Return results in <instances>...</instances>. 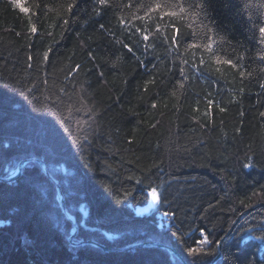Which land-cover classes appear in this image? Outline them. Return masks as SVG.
<instances>
[{"label":"trees","instance_id":"1","mask_svg":"<svg viewBox=\"0 0 264 264\" xmlns=\"http://www.w3.org/2000/svg\"><path fill=\"white\" fill-rule=\"evenodd\" d=\"M65 2L25 0L36 13L38 33L31 36L29 14L0 0V178L12 177L21 162H29L17 181L0 183V264H183L170 251L138 248L157 243L172 247L186 264H264V239L254 238L264 237V201L252 196L264 190V117L259 115L264 60L256 55L264 49L259 43L264 0H203L200 19L227 41L214 47L233 58L245 53L240 70L253 73L240 77L238 70L226 69L223 78L192 66L195 51L197 63L204 55L214 67L200 49L184 53L191 35L183 37L179 51L160 38L129 39L118 16L127 17L130 9L123 5L134 9L140 0H109L110 6L77 0L66 30L49 10ZM146 43L153 47L145 50ZM48 46L53 48L49 62L38 70ZM76 64L80 70L70 72ZM149 80L154 83L145 90ZM53 81L73 94L71 100L57 93L61 101L54 103ZM32 82L37 87L29 93ZM77 92L93 111H73L72 119L61 123L66 104L80 107ZM207 99L214 101L210 119L204 116ZM76 120L86 121L82 130ZM249 156L253 166L245 168ZM31 160L42 161L58 182L78 226L74 243L89 245L70 243L75 229L61 210L58 189ZM154 163L159 167H151ZM152 187L163 193L159 204L149 196ZM245 197H251L246 203L252 207L239 203ZM165 211L175 215L165 217ZM202 232L213 241L205 247L214 253L190 256L186 249L198 246Z\"/></svg>","mask_w":264,"mask_h":264},{"label":"snow or ice","instance_id":"2","mask_svg":"<svg viewBox=\"0 0 264 264\" xmlns=\"http://www.w3.org/2000/svg\"><path fill=\"white\" fill-rule=\"evenodd\" d=\"M12 4L15 5L17 8H19V11L21 13L29 14L27 17V24H26V31L31 36H35L38 33L37 23L32 19L36 13H32L30 8L26 6L25 0H11ZM97 5L101 6H110L109 0H96ZM34 7L37 9L40 8L39 3H35ZM45 8H48L47 5L44 6ZM77 7V0H66L65 3H61L57 5L55 9H49L51 11H55L56 16L58 19L62 20L63 25L66 26L69 25L70 19L73 15L74 8ZM124 8L130 9V12L127 17L120 15L118 16V22L122 26L123 30L128 33V38L132 39L133 37H136L138 34L139 39L142 42L149 41L150 37L153 38H160L165 43L168 44L169 50L179 51L181 43L183 41V37L188 34L193 37L192 42L186 43L184 45V53L187 54L189 50H196L200 49L204 54L208 56V59L211 61L212 65L214 67L209 66L206 64L205 56L201 55L199 58L198 63L196 62V52H192V66L196 68L198 71L203 66L205 70L214 72L216 74H219L221 78L225 75L226 69H232V70H238L240 77H245L246 75L248 77H251L253 75L252 72H245L240 69L244 67V65L241 63V61L245 58V53L237 52L235 54V57H231L227 54L221 55V51H225L223 48H216L214 47L218 43L220 45H223L227 43L224 37L220 36L217 37L215 34V30L213 27H211L209 24H205L203 20L200 19L201 14L205 11V4L203 0H195V2H190V0H140L139 3L136 4L135 8L133 9V5L131 3L127 5H123ZM94 13L96 15H100V8L96 7L94 8ZM135 21H141L142 26H137L134 22ZM74 22V21H72ZM196 25L193 27V25ZM178 25H180L178 27ZM100 28L103 29L104 25L101 24ZM181 28H186L190 30L188 33H185L181 30ZM134 29V32L132 31ZM259 43L261 45H264V26L259 27ZM19 35V33H17ZM49 36H51V33H48ZM62 35V34H61ZM117 43H121L119 39L116 40ZM122 46L126 48L129 52H133V47L130 46L128 43H123ZM153 45L150 43L145 44V50L148 48H152ZM53 51V48L51 46L47 47V50H45L42 53V59H39L37 62V69L39 70L41 65L47 64L49 62V54ZM235 52V49L233 50ZM88 55L91 57L92 53L89 52ZM257 56H259L260 60H264V49L258 50L256 53ZM94 59V57H93ZM119 59V57L117 58ZM27 60L29 63H27V68L31 69L33 68V56L28 55ZM182 63L188 64V59H183ZM81 68L80 64H76L72 69H70V72H78ZM181 73L185 71L183 68L180 69ZM261 72H264V68L260 69ZM101 76H103V73H100ZM67 74L65 75V79H67ZM45 86L49 85V81L47 79H43L40 81ZM154 83V80H149L145 82V90H147L148 84ZM37 87L36 82H32L31 87H28L26 89L27 92L31 93L34 88ZM179 87L183 88L184 84L181 82L179 83ZM261 88H264V83L260 84ZM51 89H54L55 91L51 92V95L54 96V103L61 101V97L57 93H63L66 96H69V99L71 100V96L73 94H69L64 86H58L55 84V81L51 84ZM49 90L46 88V91ZM241 93L245 91L243 87L239 90ZM74 95L77 96L79 99L80 107H75L73 103H68L65 105L66 111L68 113L67 116H62L61 123H64L67 120L72 119V112L76 111L79 112L81 110H86L88 112H92L93 109L91 107L85 108V102L83 99L79 98V92L75 93ZM173 97L176 96V92L173 91L171 94ZM47 99V97H46ZM214 101L211 99L206 100L207 105V111L204 113L205 117H208L210 119L211 109L213 107ZM151 107L155 109L157 107L156 101H153L151 103ZM216 107L219 108V111L221 113L225 112L226 109L224 107H220L219 104H216ZM194 111H198V109H194ZM243 115V113H241ZM259 115L261 117H264V112H260ZM194 120H197L199 122V117H193ZM86 123L82 122L81 120H76L75 124L77 126L78 131L82 130V124ZM152 127H155V125H151ZM200 127H205V124L201 123ZM236 132L240 131V128L235 129ZM80 137L76 136L74 138V142H79ZM84 139H87L85 136ZM131 143V141H129ZM251 147V146H250ZM187 150V149H185ZM248 160L247 163L243 165L245 168L252 167L251 157L246 158ZM162 163V161H161ZM151 167H159L158 164H153ZM14 174V173H13ZM129 179H132V177H128ZM137 183H140V180H137ZM128 195L127 193L125 194ZM149 196L151 197L152 201L159 204L162 202L163 199V193L158 192L157 187H152ZM253 197H258L260 201H264V190L261 192H253ZM223 199V197H221ZM246 200L251 201V197H245L244 199H240L239 203L241 205H244L246 208L252 207V203H246ZM217 204L220 203L219 200L216 202ZM215 205L209 204V208H213ZM207 211V209H205ZM165 217H173L175 215L174 212L165 211L163 213ZM235 223V221H233ZM174 236L177 235V233H173ZM250 239L253 237H249ZM255 239H264V237L256 236ZM213 241H211L208 238V235L204 234L202 232V239L197 241V247H189L186 249L187 253L190 256L196 257L200 255H212L214 253V249H207L205 246L212 244ZM216 245L220 244V240L215 241Z\"/></svg>","mask_w":264,"mask_h":264},{"label":"water","instance_id":"3","mask_svg":"<svg viewBox=\"0 0 264 264\" xmlns=\"http://www.w3.org/2000/svg\"><path fill=\"white\" fill-rule=\"evenodd\" d=\"M30 162H35V163H38L43 172L46 173L49 177L50 175L48 174V171H47V167L46 165L42 162V161H39V160H31ZM29 163V162H21L19 167H18V170L17 172L10 178L8 179H1L0 178V183H13L15 181H17L21 176H22V172H23V169L25 167V165ZM50 179L52 180V182L56 185L57 189H58V192H59V196H60V205H61V210L62 212L65 214L67 220L74 226V234L72 236V238L70 239V243L74 246V247H78V246H84V245H89V244H85V243H74L73 242V238L77 235V232H78V226H77V223L75 221V219L67 212L66 210V204H65V198L62 194V191L60 189V186L58 184V182H56L53 178L50 177ZM250 212H247L245 214H243L238 220L237 222L235 223L233 229L249 214ZM233 231V230H232ZM231 231V232H232ZM230 232V233H231ZM229 233V234H230ZM90 245H94L96 248H99L101 250H104V251H108L106 250L105 248L99 246V245H96V244H90ZM222 245V244H221ZM219 246V249H221L222 246ZM161 248V249H164L166 251H170L172 252L175 257L180 260L183 264H186L183 259L181 258V256L172 248V247H168V246H164V245H161V244H147V245H139L138 248ZM220 259V256H218V258L215 260H219Z\"/></svg>","mask_w":264,"mask_h":264},{"label":"bare ground","instance_id":"4","mask_svg":"<svg viewBox=\"0 0 264 264\" xmlns=\"http://www.w3.org/2000/svg\"><path fill=\"white\" fill-rule=\"evenodd\" d=\"M71 238H72V237H71ZM71 238H70V239H71ZM70 239H69V241H70ZM73 242H74V238H73ZM78 247H80V246H78Z\"/></svg>","mask_w":264,"mask_h":264}]
</instances>
